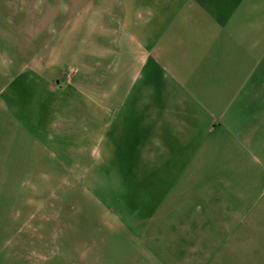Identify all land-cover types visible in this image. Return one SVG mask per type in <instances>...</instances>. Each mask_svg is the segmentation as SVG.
<instances>
[{"label":"rangeland","instance_id":"374dc122","mask_svg":"<svg viewBox=\"0 0 264 264\" xmlns=\"http://www.w3.org/2000/svg\"><path fill=\"white\" fill-rule=\"evenodd\" d=\"M0 7L1 20L13 19L12 7H30L37 32L47 30L51 39L38 36V56L50 44L57 58L64 51L72 56L68 67L41 85L16 83L28 59L16 62L12 44L0 51V264H126L141 252L150 260L137 264H158L157 222L173 213L132 207H173L181 196L174 189L179 164L141 166L135 159L144 142L145 154H152L162 127L176 138L190 135L184 120L191 113L180 107L188 103L185 89L204 107L205 85L245 77L233 63L221 65L222 52L236 50L245 33H264V0H0ZM154 28L164 29L163 51L147 50L145 35ZM60 32L68 36L60 44L64 51L56 53ZM263 44L261 35L248 52ZM194 76L203 83L199 91L190 85ZM160 107V113L172 107L166 122L148 114ZM254 118V125L240 124L239 130L263 128L264 110ZM221 120L213 115L208 128H220ZM135 123L150 127L149 136ZM40 128L50 130L45 141H37ZM215 149L214 156L209 151L213 157ZM34 151L38 162L30 164ZM204 163L196 162V173ZM218 170L216 175L236 173Z\"/></svg>","mask_w":264,"mask_h":264},{"label":"crops","instance_id":"0c3cea01","mask_svg":"<svg viewBox=\"0 0 264 264\" xmlns=\"http://www.w3.org/2000/svg\"><path fill=\"white\" fill-rule=\"evenodd\" d=\"M12 9L13 19L3 17L1 20L0 18V51H4L5 47L12 44L18 53L16 62L20 63L26 55L27 71L19 75L16 83L44 85L49 78H54L57 71L61 72L63 68L69 66L72 56L65 54L63 46H60L68 34L60 32L58 36L61 35V39L57 37L55 41L56 53L64 51V54L61 53L57 58L53 52V44H50L48 51H40V56H38V41L42 40L38 38L45 36V40H51L50 37L47 38V30L44 33L43 31L37 32V24L35 18L31 17L30 7H12ZM3 11L5 8L0 7V17L3 16ZM4 19L8 24L7 33H5L7 28H5ZM258 33L254 31L249 34L245 33V38L238 39L235 41L237 44H233L237 46L236 50L227 49L222 52L221 65L231 62L239 68V72L242 71L241 73L245 74V77H238L237 80H215V83L205 85L208 103L204 107L199 105L200 100L195 103L189 89L184 88L188 94V99L185 101L188 103L183 102L180 107L188 108L191 113L184 120L188 125L187 130L190 135L187 137L184 134L183 137L176 138L174 132L171 134L170 129L162 127L160 130L162 136L158 135V143L151 146L156 147L152 150V154H145V148L149 144L144 142L140 156L135 159V164L141 166L147 165L150 161L161 163L175 160L179 164L178 182L174 189L180 190L182 197L180 196L178 201L173 202V207L131 206L132 210L136 211L173 213L172 219L167 221L162 219L157 222L155 243L157 255H154V260L157 256L158 264H176L181 260H189L188 264H197V260L203 261L198 264H264V127H260L257 131L247 127L240 130L238 128L240 124L249 127L254 125L255 115L264 110V47L253 49L252 53L248 52L251 46L259 41V37L264 36V33ZM164 34L163 28L150 29L145 35L150 36L147 39L148 42L146 41L147 50L163 51ZM96 39H98L97 36ZM260 53H262L261 56L263 55L261 59H259ZM210 62L212 61L208 63ZM193 66H188L189 73ZM160 73L158 71V75ZM189 82L195 91L203 87V83L195 76ZM217 106H221V113L217 112ZM161 108L153 109L152 112L147 111L149 115L159 114L162 121L166 122V115L172 114L169 113L172 107L167 108L168 111L162 110L163 113H160ZM148 114L141 111V116ZM213 115L222 119V126L218 129L208 128ZM203 121L205 125L199 126ZM49 122L50 117L47 124ZM114 127L118 128V125ZM40 130H42L41 139L37 141H45L50 130L48 128H40ZM135 130L142 132V136H149L150 127L147 125L139 127L135 123ZM131 141L128 146L133 148L131 144L134 141ZM217 146L219 147L218 154L213 157ZM36 157L38 156L35 151L30 152L27 162L36 164L38 162ZM200 159H203L205 163L198 170L199 176V172L195 171H197L196 162ZM220 160H223V163L215 165ZM248 160L252 162H247ZM213 162L214 165H210ZM128 163L132 164V160ZM232 166L235 167L230 168ZM133 167L127 168L130 172L125 173V178L132 173ZM227 167L229 170L236 169V173L227 172L216 175L218 169L224 170ZM184 186L191 189L187 194L181 193ZM125 190L128 196V184ZM167 197L169 200L172 195ZM141 253L131 254V262L126 264H137L138 259L150 260L144 257L143 252Z\"/></svg>","mask_w":264,"mask_h":264}]
</instances>
